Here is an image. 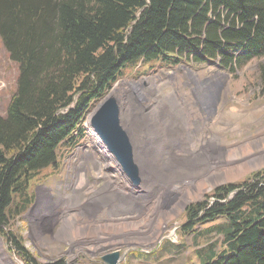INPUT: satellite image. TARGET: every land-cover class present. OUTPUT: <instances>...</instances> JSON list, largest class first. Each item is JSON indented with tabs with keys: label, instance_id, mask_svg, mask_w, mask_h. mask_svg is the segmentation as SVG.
Returning <instances> with one entry per match:
<instances>
[{
	"label": "rangeland",
	"instance_id": "374dc122",
	"mask_svg": "<svg viewBox=\"0 0 264 264\" xmlns=\"http://www.w3.org/2000/svg\"><path fill=\"white\" fill-rule=\"evenodd\" d=\"M169 70L178 73L129 94L131 114L120 104L139 183L84 122V134L57 149V166L38 176L45 179L33 185V203L1 226L0 264H9L1 248L16 264H26L11 233L41 264H105L102 257L116 251L118 264H198L199 253L224 247V217L187 231L185 212L216 188L264 169V54L236 71L218 59L174 67L140 63L128 66L119 81ZM17 80V64L0 36V116ZM231 171L233 179L227 178Z\"/></svg>",
	"mask_w": 264,
	"mask_h": 264
},
{
	"label": "trees",
	"instance_id": "16d2710c",
	"mask_svg": "<svg viewBox=\"0 0 264 264\" xmlns=\"http://www.w3.org/2000/svg\"><path fill=\"white\" fill-rule=\"evenodd\" d=\"M0 36L18 67L0 116L2 231L33 203L42 170L84 134L88 113L128 66L218 59L236 71L264 54V0H0ZM185 215L187 231L226 221L224 247L199 253L198 264H264V169L216 188ZM11 235L26 264H41Z\"/></svg>",
	"mask_w": 264,
	"mask_h": 264
},
{
	"label": "water",
	"instance_id": "95a60500",
	"mask_svg": "<svg viewBox=\"0 0 264 264\" xmlns=\"http://www.w3.org/2000/svg\"><path fill=\"white\" fill-rule=\"evenodd\" d=\"M121 109L113 97L106 99L92 117V125L100 138L114 154L123 171L138 184V166L135 163L133 145L120 119ZM118 251L102 257L105 264H118Z\"/></svg>",
	"mask_w": 264,
	"mask_h": 264
},
{
	"label": "bare ground",
	"instance_id": "6f19581e",
	"mask_svg": "<svg viewBox=\"0 0 264 264\" xmlns=\"http://www.w3.org/2000/svg\"><path fill=\"white\" fill-rule=\"evenodd\" d=\"M178 70H169L168 72H166L163 76L157 75V76H152V77H146L143 79H140L139 81L135 82V81H117L116 84L112 87V89L110 90V92L107 94V96L104 98V100L93 110L91 111L88 116L86 117L85 120V127L88 130L89 134L91 135V137L98 139L100 136L98 134V132L96 131V129L93 127L92 125V117L94 116V114L96 113V111L101 107V105L103 104V102L108 99V98H115L118 102V104H123V108L126 109L128 108L129 113L131 114V104L129 103V99L128 96L129 94L135 89L138 90V87L141 89L146 88L147 86H160L163 82V78L164 80H166V78L168 77H172L177 75ZM176 88H178V85H175ZM133 87V88H132ZM156 88V87H155ZM169 92H172L169 90ZM238 111V110H237ZM124 112V111H123ZM238 113V112H237ZM236 112H233V116L235 118H239V114H237ZM133 116V115H131ZM233 117V118H234ZM242 117V116H241ZM130 118V117H129ZM134 118V117H133ZM241 119V118H240ZM247 120V119H246ZM245 121V120H244ZM248 147V146H247ZM232 154V153H231ZM233 157V156H232ZM246 166V165H245ZM252 167V166H251ZM247 168V167H246ZM238 169V167H237ZM248 170V169H247ZM237 173L240 172L236 171ZM243 173V172H242ZM236 173H233V171H231L228 175L227 178L229 179H233L236 177ZM203 187V186H202ZM204 192V188H201L200 191H198L197 196H193V199L198 198V196H201V194ZM190 201V200H188ZM136 218V217H135ZM126 223V222H125ZM72 228V226H71ZM3 253L5 252V258L4 260H7L9 264H16V261L11 259L8 254L6 253V251L1 248Z\"/></svg>",
	"mask_w": 264,
	"mask_h": 264
}]
</instances>
